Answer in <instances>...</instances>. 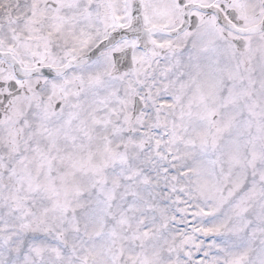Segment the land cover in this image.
<instances>
[{"label": "snow or ice", "instance_id": "snow-or-ice-1", "mask_svg": "<svg viewBox=\"0 0 264 264\" xmlns=\"http://www.w3.org/2000/svg\"><path fill=\"white\" fill-rule=\"evenodd\" d=\"M0 264H264V0H0Z\"/></svg>", "mask_w": 264, "mask_h": 264}]
</instances>
